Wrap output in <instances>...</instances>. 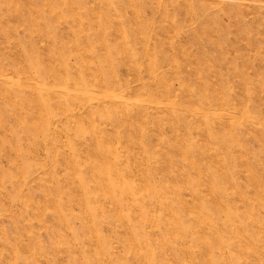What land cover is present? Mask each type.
Here are the masks:
<instances>
[{"label": "rangeland", "instance_id": "1", "mask_svg": "<svg viewBox=\"0 0 264 264\" xmlns=\"http://www.w3.org/2000/svg\"><path fill=\"white\" fill-rule=\"evenodd\" d=\"M0 264H264V0H0Z\"/></svg>", "mask_w": 264, "mask_h": 264}]
</instances>
